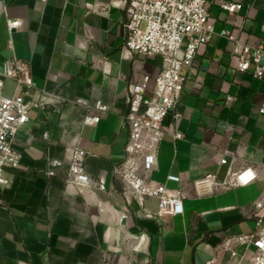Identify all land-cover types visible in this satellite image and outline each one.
<instances>
[{"label":"crops","instance_id":"crops-1","mask_svg":"<svg viewBox=\"0 0 264 264\" xmlns=\"http://www.w3.org/2000/svg\"><path fill=\"white\" fill-rule=\"evenodd\" d=\"M209 1L215 33L183 69L182 115L166 116L151 173L159 182L179 176L167 183L185 191L183 212L162 218L156 199L141 205L113 173L125 156L130 87L147 74L151 88L162 69L160 56L123 54L124 4L0 0V70L12 54L28 60L34 97L47 103L29 112L14 142L21 164L0 182V264H253L250 236L264 227V77L237 64L241 44H264V0H231L242 4L234 13ZM8 18L22 25L10 31ZM3 92L13 95L15 81L7 79ZM98 101L109 110L83 124ZM75 145L90 151L87 172L104 188L67 184V165L47 174L49 156L64 157ZM248 167L257 178L247 185L195 191L207 174L223 180L229 169Z\"/></svg>","mask_w":264,"mask_h":264},{"label":"built area","instance_id":"built-area-1","mask_svg":"<svg viewBox=\"0 0 264 264\" xmlns=\"http://www.w3.org/2000/svg\"><path fill=\"white\" fill-rule=\"evenodd\" d=\"M117 2L124 4L126 10L123 54L160 56L162 69L154 78L151 88V77L147 74H143L130 87L129 110L125 116L129 125L125 156L114 165L113 173L124 183L125 191L131 192L141 205L148 198L156 199L158 217L174 216L183 212L185 191L182 186L172 187L167 182H180V177L169 174L167 182H159L151 178V173L157 168L166 116L173 111L178 120L182 115L176 111V107L186 80L183 69L192 65L198 48L215 33L210 22V1L112 0V3ZM219 5L230 13L242 7L241 3L231 0H219ZM7 24L12 31L20 27L22 21L8 18ZM219 34L233 39L227 30H221ZM237 68L242 72L249 71L256 78H263L264 44H241ZM7 79L15 81V92L11 96L3 92ZM35 92L30 62L12 54L0 70V182L8 169H16L21 164L23 155L14 142L17 133L30 120L29 112L47 107L41 96L34 97ZM94 108L97 113L85 114L83 124H97L109 110V105L98 101ZM43 136L48 138V132H44ZM174 137H182V133L176 132ZM89 155L87 149L71 146L64 157L49 156L47 174L54 176L58 169L67 165V184L79 191L90 186L104 188L103 183H93L87 172L86 159ZM227 162V158L221 159L222 164ZM226 175L228 178L223 180L213 174L195 180L196 193L201 195L214 192L218 187L226 189L247 185L257 178V172L251 167L237 172L229 169ZM262 205L263 200L256 201L254 209ZM254 214L259 215L257 211ZM123 217L127 218L128 214ZM250 237L255 247L253 264H264V227Z\"/></svg>","mask_w":264,"mask_h":264}]
</instances>
